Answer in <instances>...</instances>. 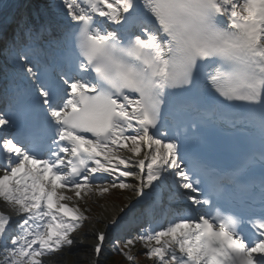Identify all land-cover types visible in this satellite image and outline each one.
I'll return each mask as SVG.
<instances>
[{"label": "snow or ice", "instance_id": "obj_1", "mask_svg": "<svg viewBox=\"0 0 264 264\" xmlns=\"http://www.w3.org/2000/svg\"><path fill=\"white\" fill-rule=\"evenodd\" d=\"M54 7L64 30L47 43L60 55L44 63L30 58L34 19L15 18L11 35L0 21L18 69L0 109V200L15 214L0 212V264L72 252L89 218L66 191L80 200L131 187V210L166 183L184 206L114 238L111 251L128 264L141 254L153 264H264V0ZM238 120L259 133L258 182L255 154L224 170L199 151L205 126ZM89 236L91 264H107L109 232L80 242Z\"/></svg>", "mask_w": 264, "mask_h": 264}, {"label": "rangeland", "instance_id": "obj_2", "mask_svg": "<svg viewBox=\"0 0 264 264\" xmlns=\"http://www.w3.org/2000/svg\"><path fill=\"white\" fill-rule=\"evenodd\" d=\"M51 9H54V7H51ZM124 154H128L127 152H124ZM128 182H130L128 180ZM131 194L128 188L126 189V193L124 194V198L118 202V201H112L113 197H110L109 195H86L82 199V203L88 205V208H85L88 210L87 212L90 213L88 216V221L86 222L85 226L81 228V230H78L75 233V237L78 241L75 245H73L72 252L69 253L67 250H64L62 253L57 254L59 260H54L52 264H91L90 258L92 256L91 254V245L94 242V239L89 236L87 239H83L82 243L80 242L82 239V234L87 231L89 233H92L96 230H102L106 225V220L103 219V213L104 210H106L107 207H113L117 208L119 210L120 206H123L126 201L130 198ZM112 199V200H111ZM95 202H97L95 204ZM75 203V201H74ZM80 238V241H79ZM87 248L88 251V258L83 259V254L78 255V258H76V254L78 252H82V249ZM101 264H105V261H101Z\"/></svg>", "mask_w": 264, "mask_h": 264}, {"label": "bare ground", "instance_id": "obj_3", "mask_svg": "<svg viewBox=\"0 0 264 264\" xmlns=\"http://www.w3.org/2000/svg\"><path fill=\"white\" fill-rule=\"evenodd\" d=\"M63 18L61 17L60 18V21L62 20ZM46 21V19L45 20H43V22H45ZM53 24H56V26L55 27H59V25L56 23V22H53L52 23V25ZM62 24V23H61ZM11 25H9V26H7L6 27V29L7 28H9ZM47 32H49L48 30H47ZM46 34V33H45ZM47 35H49V34H47ZM39 37H41L42 36V34H41V36L40 35H38ZM38 36H37V40H39L38 39ZM0 96H4V94H1L0 93ZM119 213H120V211H117L116 209H114L113 207H107L106 208V210H104V213H103V219L104 220H106L107 221V223H109V224H111V221L114 219V218H116V216H118L119 215ZM88 249L87 248H84V249H82V252H78V254H76L77 256H76V258H78V255H82L83 254V259L84 258H88ZM48 259V262L49 263H51V258H47ZM54 260V259H53Z\"/></svg>", "mask_w": 264, "mask_h": 264}, {"label": "trees", "instance_id": "obj_4", "mask_svg": "<svg viewBox=\"0 0 264 264\" xmlns=\"http://www.w3.org/2000/svg\"><path fill=\"white\" fill-rule=\"evenodd\" d=\"M121 264H124V263H121Z\"/></svg>", "mask_w": 264, "mask_h": 264}]
</instances>
